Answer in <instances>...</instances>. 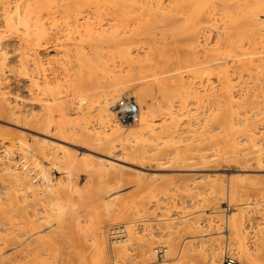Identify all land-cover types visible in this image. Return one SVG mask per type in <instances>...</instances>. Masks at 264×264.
Listing matches in <instances>:
<instances>
[{"label": "rangeland", "instance_id": "374dc122", "mask_svg": "<svg viewBox=\"0 0 264 264\" xmlns=\"http://www.w3.org/2000/svg\"><path fill=\"white\" fill-rule=\"evenodd\" d=\"M1 1L3 0H0V2ZM7 1H11V4L19 2L15 0ZM29 1L30 3L32 1L31 6L35 7V9L37 8L36 10L39 9L37 12L38 15L36 10L32 14L31 18H33L34 22L36 17H38L39 19H37L45 23V26H49L52 23L51 25L53 27L51 26V28L49 26V31L52 34L47 30L49 36L46 35L45 39L42 38L37 40L31 33L32 35H30V37H32L31 40L33 42L30 40V42L28 41L30 38L24 40L21 37V30L18 29L21 25L18 23L9 27L5 25V19H3L4 16H2L3 14L1 13L2 5L0 4V48L1 51L6 54L4 59L5 64L3 65L4 71L0 75L2 79V82L0 81V98H2L3 95V98L6 97V101H9L8 103L11 106L14 104L16 105V109L19 108L17 110L19 112L11 110L12 112L15 111L13 112L14 114L10 113V110L8 113H4L6 111H3L4 114L0 112V159L2 155L5 154L6 156L4 155V159H9L12 163L14 162L15 167H18H16V173H18L17 175L20 177L16 181L14 180L15 178L13 179V176L12 178L11 176H7L11 178L10 180L7 179L6 176H3L4 171H0V187L3 185L1 187L2 189L0 188V211L4 212L0 214V216H4V218L0 217V227L2 228V225L3 228L11 227L14 233L21 232L23 234L25 231H23V229L27 228L26 230H29L32 227L29 226V220L38 219L37 221L40 222V226H34V228L35 230H42L38 235H43L45 243L43 239L41 241L43 243L39 242L42 245L38 244V248L35 247L36 252L34 251V255L31 256V263L28 261V264H96L93 247L91 245V227H89L92 223H88L87 219L90 222L95 221L98 217L104 219L106 235L107 228L111 225L120 223L122 225L124 224L126 227L127 224L125 222L129 220L128 218L114 223H109L106 220L110 209L105 205V200H110V197L116 198L111 207L112 211L124 202L120 199L122 197L124 198V196L127 201L130 200V202H144V210H142L138 216L135 215L132 217L142 243L153 238L152 240L156 241V243L159 244L163 242L162 244H164V235L176 230L177 233L174 231L176 235L175 240L176 242L178 241V245L183 241V243L185 242L190 246L188 249L193 247V249H191L192 251L200 247H206V249H208L210 244L217 245L218 243L220 247L219 251L222 252L221 264L222 258L225 255H232L235 257L237 254L236 250L234 251L235 245L231 244V242L229 245L228 240L233 237V234H230L232 232L229 233L230 230L232 231L230 226L234 223H239L242 227L241 229L245 232V243L251 252L249 259L251 262L248 261L245 264H264V153L258 154L255 151L257 148H261V151L264 152V75H262L264 74V69H262L264 68V35H262V39L260 37L261 32L264 33V31H262L264 28H262V30L259 29V31L255 30L256 32L258 31L256 35V32H253L250 28H246L244 23H241L243 27H245H240L241 31L242 29H249V31H251L248 32L247 30L249 35L243 33H246V31L242 32L246 36L242 34L234 36L231 34L229 35L230 37L227 36L228 40L226 37L224 38L226 39L224 42L226 43L227 41V43L225 44L223 42L224 44L222 43L223 45H221L223 47L218 48L220 45L217 46L215 44L214 47V43L217 41L215 40L217 39L216 27L220 24L223 26L222 21H219V14L216 13L218 21H214V25L217 26H213L212 29H210L212 30L210 33H208V30L204 32L206 34H202L203 30L200 31V29L198 31L199 33H195L199 34V37L196 35V37H188L190 34L186 33L184 35L180 33L181 31L178 29L180 35L176 30L177 28H182L184 23L180 15L179 17L178 14L175 15L173 13V17H170L167 22L155 21L153 24L149 25L150 27L146 25L148 28L145 27V29L144 23L141 20L146 21L147 15L145 16V13L148 9L145 8L146 6L136 4V7L130 6L131 9L130 7L126 8V10H131V12L129 10L126 11L127 13L129 11L130 15L136 10L133 15L137 14V16H135V18L132 17L134 20L128 17L130 19L126 20L128 24L125 22L118 27L125 36L130 34L129 31H134L135 33L138 31V35L136 33V40L130 42L129 45L126 44L128 49L126 48V51L125 49L124 52L122 51L123 53H127V55L125 53L126 58L124 59L120 56L121 51L118 50L119 48L117 45L106 42V39H103L102 42L100 39L95 40H99L98 42L100 43L92 41L98 45L99 49L101 48L99 52H102L100 54L103 56L102 59L107 61L110 65L108 66L109 73H107L108 70L103 73L102 69L99 72L100 69L97 70V68H94L96 74L94 72L93 79L90 81V75H87L89 73V71H87L88 67H78V62H75L77 61L75 58L79 55L78 53L85 54L86 52L85 55L90 56V59L92 53L88 54V52L91 51V45L85 40V42H79V40L76 39L78 38L76 36H79V34L78 32L76 34L75 30L77 31L79 27L76 29L74 26L75 23H72L70 18L66 19L64 12L62 11L63 13H61V10H58L61 8L60 1L47 0L48 8L51 7V10L50 8L47 9V6H44L46 8L43 6L38 7L39 4L42 5L38 0ZM29 1L26 0V2ZM244 1L245 0L241 1L242 4H245ZM249 2H252V0ZM249 2L247 0V4ZM58 4L60 5L58 6ZM108 6L106 5L109 9L103 6L100 7L98 11L95 10V7H89V10L87 9L86 12H90V15L92 13L94 14L92 16V18H94H91L92 21L98 25H104L102 26L103 28H107L111 23L116 22V20H113L114 16L112 15L115 12V10L113 11L112 9H115L116 6ZM137 6L140 9L142 7V10L144 9L145 13H143V15H141L142 11L140 9L139 11ZM110 9L111 12L107 11ZM155 9L156 8H152L151 10ZM42 10L46 11L44 12ZM159 10L160 9H157L155 12L158 11L157 13H161ZM102 12H104V14ZM138 16L141 17L140 20ZM241 18H243V16L240 17L239 21L242 20L243 22ZM69 23L72 24V27L68 26ZM203 24L201 20L202 28H204ZM56 28L57 31H55ZM124 29L125 32H123ZM173 29L177 32L175 30L172 31ZM70 30V35L67 38L68 33H65ZM57 32H59V35H57ZM227 32L230 33L229 31ZM207 33L208 37L205 36ZM250 34L254 36V39L253 37L251 38ZM241 36L245 38L243 37L244 39H241ZM63 37L66 38L67 41ZM192 38L197 39L192 40ZM256 38L257 40L259 38L258 42ZM229 40L231 42H229ZM57 41L59 43H57ZM237 42L238 44H235ZM247 42L249 46H247ZM34 43L38 45H34ZM58 45H61V47ZM65 45H67V47H65ZM245 46L246 48H244ZM68 47L70 48L68 49ZM152 47H154L153 49L155 51L152 50ZM105 51H107V53ZM34 52L36 54H33ZM37 55L39 60L37 59ZM93 56L94 54H92V58H94ZM204 56L208 57L205 58ZM146 58L151 60V63ZM181 58H184L186 62ZM58 59H60L62 63L58 61ZM180 59L181 61L178 62ZM203 59L204 61H202ZM242 59L244 62H242ZM35 61H39V65H36ZM180 62H182V64ZM164 64L167 65L165 66ZM36 67H38V70ZM112 67L113 69H110ZM74 69H76L77 72H75L76 70ZM70 74L74 78L71 79ZM42 76L45 79L48 78L47 81H45ZM77 76L78 78L84 77V79L80 80L87 85L81 88L73 87L75 84L74 79ZM34 80L37 83H34ZM73 80L74 84L72 85ZM164 80L167 81L165 82ZM224 80L226 84L223 82ZM43 82L45 85L50 84V92L46 90H44V92L40 89L43 87L42 85H44ZM221 82L224 83V86ZM210 85H213L211 86L213 87L212 89ZM225 87H228V89L226 90ZM218 90L222 91L218 92ZM101 92H114L115 102H119L120 99L126 100L128 98L136 102L138 99V103L142 102L143 104L144 102V105L148 106H146V108H149L146 110V120L139 122L140 117L135 118L134 122L129 125L131 130L134 132L136 131L137 134H141L140 137L142 138L140 140L134 139V133L130 130L131 133L128 134L126 140L115 141V147L112 149L110 147L103 149L102 142L96 141V143L93 138L92 141L94 140L93 142L95 143H92V141H85V137L79 132L81 131L79 130L80 127H83V129L85 128L84 130L90 133L101 132L102 136L108 133L110 129L108 124H104L100 121L98 115V96H96V94ZM166 97H169V100ZM228 97L232 100H229L230 98ZM62 107L64 108V114L60 115ZM166 107L167 110H164ZM220 108L223 110L227 108L229 111L227 114L231 111L233 114L232 118L235 120L232 121V123L234 122V127L237 129H235V132L232 130L234 133L231 131L233 133L232 136L231 132H228L230 134L229 136L227 135L229 138L226 136L228 139L225 137L226 134L223 135V133H220L223 126L218 123H213L212 120L206 123L207 117L211 115L214 117L217 112L220 113L223 111L221 109L219 112ZM170 111H174V118L177 124L176 131H174L172 137L167 136V134L170 133H168V129H165V125L169 124L167 125L169 127L171 123L172 117H170ZM231 113L230 115H232ZM117 120L120 124H127L128 120L130 121V117L128 116L125 123L119 121L118 117ZM164 126L165 128L162 129L161 127ZM124 127L126 126L124 125ZM152 127L153 129H151ZM5 131L8 132L6 133ZM168 140L169 144L167 142ZM131 151L142 153V157L139 159L132 158L129 154ZM117 153L121 154L122 157L118 156ZM107 154L117 156L121 159L126 158L120 161L122 165H124L121 172L119 170L110 169V176V172L107 170L108 172L106 173V168L104 169L103 165L100 164L102 167L100 165L98 166V161L101 160V157H107L105 156ZM51 155H53V157L55 156V158ZM72 164L75 165L71 166ZM70 166L72 168H69ZM125 167L127 169H125ZM136 170L139 171L137 172ZM113 173H115V177ZM116 174L118 176H116ZM119 174H121V176ZM5 180L9 182L7 183ZM57 180L64 186L68 184V186H65L66 188L62 185L66 190V192L62 190L63 193L65 192L64 194L61 191V186H59V188L57 187L59 185H56L58 182ZM13 181L16 182L17 188L11 192L10 188H12V186H10V184ZM53 185L55 187L54 189L52 187ZM209 186L214 187L210 188ZM67 187L71 189L69 190ZM95 187H97V189ZM232 187H234V189ZM56 188L61 192L59 193L60 196L57 194L59 191L57 192ZM100 188H102V190ZM32 189H36L37 193L35 192L33 194L34 191ZM94 190L96 192L100 190L101 192L99 191L94 194ZM70 191L71 193L73 192L74 195L71 194ZM90 193L91 195H89ZM79 195H82V197ZM56 196H58L57 199L62 197V204L65 201L63 206L67 213L63 216V220L65 221L64 226L62 224H56L55 219L52 220L49 218V221H46L44 218H40L41 216H46L47 208L50 206L54 208ZM66 196L69 201L66 200ZM12 200L13 202L15 201L14 203H17V205L11 208L10 206L14 204L11 203ZM10 203L12 205H10ZM19 203L21 204L19 205ZM16 207H20L22 210ZM3 209L5 210L3 211ZM45 209H47L46 212L44 211ZM89 217L91 219H89ZM5 218L6 220H4ZM227 218L229 219L227 220ZM41 219H43L42 222ZM231 221L235 222L228 224V222ZM76 222L79 223L82 229L78 230L79 227L75 225ZM19 224H21V226H18ZM26 224H29V227ZM184 225H187L186 228ZM194 226L197 228L196 230ZM83 228L87 230L86 233H82ZM231 228H233V226ZM226 233L230 235L228 238L225 236ZM226 243L229 245V253L228 251L226 253L224 252ZM106 244L108 245L107 241ZM137 245L138 244L132 245V248L129 247L124 257H116L115 260L108 259V264H113L112 261H114V264H142V256L140 253L142 252V248L138 245L139 250ZM10 248L11 246H8L5 251L11 253ZM156 252H154V258L149 264H165L166 253L164 252L163 259L159 260ZM184 259L175 264H193L188 258ZM195 262L194 264H198L197 261ZM236 264H244V262L237 260Z\"/></svg>", "mask_w": 264, "mask_h": 264}, {"label": "bare ground", "instance_id": "6f19581e", "mask_svg": "<svg viewBox=\"0 0 264 264\" xmlns=\"http://www.w3.org/2000/svg\"><path fill=\"white\" fill-rule=\"evenodd\" d=\"M15 1H19L18 3L16 2V3H14V1H13V3L14 4H11L9 1H1L0 2V4L2 5L1 6V10H2V16H4V18L3 19H5L4 20V22L6 23L5 25H7L8 27L9 26H11V25H14V24H16V23H18L19 25H21V27L20 28H18V29H20L21 30V32H22V35H21V37L25 40L26 38L28 39V38H30V39H28V41L30 40V41H32L31 40V38L32 37H30V35H32L33 34V36L34 37H36V39L37 40H39V39H42V38H46V35H48L49 36V34H47V30L49 31V28L52 26L51 24L49 25V26H45L46 24L45 23H42V22H40L38 19V17H36V19H35V22H34V20H33V18H31L32 17V14L34 13V11L37 9H35V7H33V6H31V3H32V1H31V3H30V1L29 2H26V0H15ZM35 1H37V0H35ZM38 1H40L41 2V4L42 5H40L39 4V6L38 7H40V6H47V9H49L50 8V10H51V7H49L48 8V5H47V0H38ZM60 1V4H58V6L60 5V7L62 8H60V9H58V10H61V13H63L64 12V16H66V19L67 18H70L71 20L70 21H72V23H75L74 24V26H75V28L76 29H78V27H79V29L76 31L75 29V32H76V34H77V32H78V34H79V36L77 35L76 37H78V38H76V39H78L79 40V42H85V41H87V43L89 42V45H91L90 46V49H91V51L90 52H88V54H94V58H92V54H91V60L89 59V57L90 56H87V55H85L86 54V52H85V54L83 55V54H80V53H78L79 55H77L76 56V60L77 61H75V62H78V67H83L84 68V66L85 67H88L87 69V71H89V73L87 74V75H90V81L93 79V75H94V72H95V70H94V68H97V70L98 69H100L99 70V72L101 71V69H102V72L104 73V71L105 72H107V70H108V72L107 73H109V63H107V61H105V60H103L102 58H103V56H101L100 54L102 53H100L99 52V50L101 49H99L98 48V45H96V43L99 41H95V40H97V39H100L101 40V42H102V40L103 39H106L105 41L106 42H110V43H113V44H115V45H117V47L119 48L118 50H120L121 52H120V56H122L124 59L126 58V56H125V53H123L124 52V49H125V51L128 49V47H127V45L126 44H130V42H132V41H134V40H136V37H137V35H138V31L136 32L137 33V35H136V33L133 31V32H131V31H129L130 32V34L129 35H126L125 36V34L123 35V33L121 32V30H119L118 29V27L119 26H121L123 23H125L126 22V20L128 19V20H130L129 18H135V16H137V14H135V15H133V13H135L136 12V10H135V12H132V15H130L129 14V11L131 12V10H129V9H127V10H129L128 11V13L126 12L127 10H126V8L128 7H130V6H135L136 4L137 5H142V6H146L145 8H147L148 9V11L146 10V13L144 12V9L142 10V7H141V9L140 8H138V6H137V9L139 10H141L142 11V13H141V15H143V13H145V16L147 15V18H146V21H143V20H141L144 24V28L146 27V28H148V26L150 25V24H153L155 21H162V22H167L168 21V19L170 18V17H173L172 15L173 14H178V16L180 15L181 16V18H182V20H183V23H184V26L182 27V28H177L176 30L178 31V33H179V30L181 31L180 33H183L184 35L186 34V33H188V34H190V36H188V37H192V36H198L199 34H195L196 32H198L200 29V31H202L203 30V33L202 34H206V33H204V32H206V31H208L209 30V32L208 33H210V31H212V30H210V29H212V27L213 26H217V25H214V21L215 20H217V18L218 17H216V13L217 14H219L218 16H219V21L221 20L222 21V24H223V26L220 24V25H218V27H216V35H217V39H215V40H217V41H215V43H214V47H215V44L217 45V46H219L218 48H220V47H223V46H221V45H223L225 42V40L227 39L228 40V37L227 36H229V35H234V36H239L240 34H242V35H244V34H248L249 35V33L248 32H251V31H249V29H247L248 30V32H247V30L245 29H242V31H241V29H240V27H242V28H250V30H253V32H256L255 30H258L259 31V29H261L262 30V28H264V0H252V2H249V1H251V0H248V4H247V0H245L244 2H245V4L243 3L242 4V0H59ZM22 3V4H21ZM34 3V2H33ZM39 3V2H38ZM37 3V4H38ZM56 5V4H55ZM106 5L108 6V5H111V6H116V8L114 9H112L113 11L115 10V12L111 15L112 17H113V20H116V22H114V23H111V25H109V27H107V25H106V27L107 28H103L102 26H104V25H98L97 23H95L94 21H92V19L94 18H92V16L94 15L93 13L90 15V12L88 13V12H86L87 11V9L89 8V7H91V8H93V7H95V10H99V8L100 7H103V6H105L106 7ZM43 7H42V9H43ZM109 7V6H108ZM118 7V8H117ZM136 7V6H135ZM44 8H46V7H44ZM107 8V7H106ZM112 8V7H111ZM152 8H156L155 10H151ZM54 9V8H53ZM102 9V8H101ZM107 9H109V8H107ZM130 9H131V7H130ZM157 9H160L159 11L161 12V13H157V12H155ZM39 10V9H38ZM38 10H36V13L38 12ZM49 10V11H50ZM57 10V11H58ZM89 10V9H88ZM117 10V11H116ZM132 10H133V8H132ZM139 10V11H140ZM42 11H44V10H42ZM46 11V10H45ZM44 11V12H45ZM48 11V10H47ZM56 11V10H55ZM63 11V12H62ZM107 11H110L111 12V9L110 10H107ZM134 11V10H133ZM138 12V11H137ZM103 14H104V12H102ZM102 13H101V15H102ZM107 13H109V12H107ZM106 13V14H107ZM173 13V14H172ZM110 14V13H109ZM215 14V15H214ZM37 15H38V13H37ZM41 15V14H40ZM56 15V14H55ZM59 15V14H58ZM240 15H242L243 16V18H241V19H243V22H242V20L241 21H239L240 20V17H242V16H240ZM49 16V15H48ZM95 16H97V15H95ZM100 16V15H99ZM98 16V17H99ZM106 16V15H105ZM109 16V15H108ZM144 16V17H145ZM179 16V17H180ZM129 17V18H128ZM139 17V16H138ZM143 17V16H142ZM177 17V16H176ZM38 18V19H37ZM92 18V19H91ZM102 18V17H101ZM111 18V17H110ZM132 18V19H133ZM140 18L141 17H139V20H140ZM175 18V17H174ZM180 18V19H181ZM201 18V19H200ZM203 18V19H202ZM32 19V20H31ZM52 19V18H51ZM59 19V18H58ZM31 20V21H30ZM48 20V19H47ZM50 20V19H49ZM54 20V19H53ZM81 20V21H80ZM98 20V19H97ZM99 20H100V18H99ZM98 20V21H99ZM134 20V19H133ZM201 20L203 21V27L204 28H202L201 27ZM3 21V20H2ZM33 21V22H32ZM63 21V20H62ZM67 21H69V20H67ZM69 21V22H70ZM174 21V20H173ZM218 21V20H217ZM220 21V22H221ZM46 22V21H45ZM50 22H52V21H50ZM49 22V23H50ZM65 22V21H64ZM129 22V21H128ZM141 22V23H142ZM161 22V23H162ZM127 23V22H126ZM136 23V22H135ZM182 23V22H181ZM182 23V24H183ZM241 23H244V25H245V27H243V25L241 24ZM45 24V25H44ZM65 24V23H64ZM128 24V23H127ZM241 24V25H240ZM53 25H54V22H53ZM57 25H59V24H57ZM68 25V24H67ZM72 24H70L69 23V25L68 26H71ZM140 25H142V24H140ZM146 25H148V26H146ZM186 25H187V27H186ZM60 26V25H59ZM152 26V25H151ZM53 27V26H52ZM51 27V28H52ZM57 27V26H56ZM63 27V26H62ZM72 27V26H71ZM150 27V26H149ZM226 27H227V30H226ZM63 28H65V27H63ZM69 28V27H68ZM145 28V29H146ZM173 28V27H172ZM61 29V28H60ZM67 29V28H66ZM171 29V28H170ZM179 29V30H178ZM53 30V29H52ZM63 30V29H62ZM73 30V29H72ZM175 29H173L172 31H174ZM175 30V31H176ZM233 30V31H232ZM3 31V30H2ZM54 31V30H53ZM55 31H57V28H56V30ZM66 31V30H65ZM176 31V32H177ZM227 31H229L230 33H228ZM243 31H246V33L245 32H243ZM258 31L256 32V35H257V33H258ZM262 31H264V30H262ZM0 32H1V30H0ZM50 32V31H49ZM48 32V33H49ZM60 32V31H59ZM59 32H57L58 34L57 35H59ZM71 32V30L70 31H68V32H66L65 34H67V38H68V36L70 35L69 33ZM123 32H125V29L123 30ZM127 32V31H126ZM175 32V33H176ZM244 34H243V33ZM32 33V34H31ZM51 33V32H50ZM56 33V32H55ZM149 33V32H148ZM179 33V34H180ZM199 33V32H198ZM201 33V32H200ZM208 33H207V35H205V36H207L208 37ZM52 34V33H51ZM62 34H64V33H62ZM74 34V33H73ZM151 34V33H150ZM150 34H148V35H150ZM251 34H255V33H251ZM250 34V36H251V38L253 37V39H254V36H252ZM260 34V33H259ZM258 34V35H259ZM56 35V34H55ZM57 35H56V37H57ZM151 35H153V34H151ZM181 35V34H180ZM179 35V36H180ZM183 35V36H184ZM262 35H264V33H262L261 32V35H260V37H261V39H262ZM65 36V35H64ZM172 36V35H171ZM177 36V35H176ZM178 36V37H179ZM195 36V37H196ZM244 36H246V35H244ZM243 36V37H244ZM51 37V36H50ZM75 37V36H74ZM152 37V36H151ZM182 37V36H181ZM187 37V38H188ZM199 37V36H198ZM207 37H206V39H207ZM226 37V39H224ZM230 37V36H229ZM242 36H241V39L243 38ZM49 38V37H48ZM53 38L55 39V36L53 35ZM64 38V37H63ZM62 38V39H63ZM245 38V37H244ZM243 38V39H244ZM26 39V40H27ZM64 39H66V38H64ZM70 39V38H69ZM75 39V38H74ZM194 39H197V38H192V40H194ZM205 39V38H204ZM249 39V38H248ZM49 40H50V38H49ZM73 40V39H72ZM85 40V41H84ZM174 40V39H173ZM175 40H176V38H175ZM246 40V39H245ZM256 40H257V38H256ZM258 40H259V38H258ZM258 40H257V42H258ZM21 41H22V39H21ZM27 41V42H28ZM29 41V42H30ZM56 41V40H55ZM54 41V42H55ZM60 41V40H59ZM66 41H67V39H66ZM92 41H94V42H96V43H94V42H92ZM181 41V40H180ZM206 41H208V40H206ZM234 41V40H233ZM250 41V40H249ZM33 42V41H32ZM38 42V41H37ZM43 42V41H42ZM61 42H62V40H61ZM61 42H60V44H61ZM90 42H92V43H90ZM189 42H190V40H189ZM224 42V43H223ZM229 42H231L230 40H229ZM239 42H240V40H239ZM241 42H242V40H241ZM253 42V41H252ZM256 42V41H255ZM256 42V43H257ZM57 43H59L58 41H57ZM56 43V44H57ZM63 43V42H62ZM94 43V44H93ZM98 43H100V42H98ZM178 43V42H177ZM223 43V44H222ZM226 43H227V41H226ZM225 43V44H226ZM248 43V42H247ZM261 43H262V41H261ZM37 43H34V45H36ZM45 44V43H44ZM64 44V43H63ZM80 44H82V43H80ZM93 44V45H92ZM140 44V43H139ZM174 44V43H173ZM231 44V43H230ZM235 44H238V42L237 43H235ZM243 44V43H242ZM38 45V44H37ZM54 45V44H53ZM62 45V44H61ZM61 45H58L59 47H61ZM73 45V44H72ZM71 45V46H72ZM133 45H136V44H133ZM161 45V44H160ZM193 45V44H192ZM234 45V44H233ZM239 45H240V43H239ZM54 46H56V45H54ZM70 46V47H71ZM228 46H229V44H228ZM244 46V45H243ZM247 46H249V43H248V45ZM63 47V46H62ZM65 47H67V45H65ZM70 47H68V49L70 48ZM161 47V46H160ZM193 47V46H192ZM224 47H225V45H224ZM227 47V46H226ZM231 47V46H230ZM230 47H228V48H230ZM235 47V46H234ZM253 47V46H252ZM2 48H4V47H2ZM77 48V47H76ZM80 48H81V46H80ZM86 48V47H85ZM127 48V49H126ZM129 48H130V46H129ZM154 47H152V50H154L153 49ZM211 48V47H210ZM218 48H217V50H218ZM227 48V49H228ZM233 48V47H232ZM244 48H246V46L244 47ZM66 49V48H65ZM79 49V48H78ZM82 49V48H81ZM81 49H80V52H81ZM89 49V48H88ZM159 49V48H158ZM174 49V48H173ZM212 49V48H211ZM222 49V48H221ZM225 49V48H224ZM248 49V48H247ZM246 49V50H247ZM252 49H254V48H252ZM251 49V50H252ZM86 50V49H85ZM84 50V51H85ZM108 50V49H107ZM110 50V49H109ZM172 50V49H171ZM209 50V49H208ZM226 50V49H225ZM243 50H245V49H243ZM255 50V49H254ZM253 50V51H254ZM123 51V52H122ZM155 51V50H154ZM173 51V50H172ZM215 51V50H214ZM248 51V50H247ZM252 51V52H253ZM69 52H70V50H69ZM74 52V51H73ZM106 53H107V51H105ZM111 52V51H110ZM221 52V51H220ZM243 52V51H242ZM249 52V51H248ZM60 53V52H59ZM76 53V52H75ZM99 53V54H98ZM152 53H153V51H152ZM156 53V52H155ZM163 53V52H162ZM33 54H36L35 52L33 53ZM63 54V53H62ZM65 54V53H64ZM147 54V53H146ZM176 54H177V52H176ZM195 54V53H194ZM225 54V53H224ZM242 54V53H241ZM249 54V53H248ZM251 54V53H250ZM68 55V54H67ZM71 55V54H70ZM74 55V54H73ZM126 55H127V53H126ZM157 55H158V53H157ZM167 55V54H166ZM181 55V54H180ZM216 55H217V53H216ZM222 55H223V53H222ZM247 55V54H246ZM5 56H6V54L4 53V52H2L1 51V48H0V75L2 74V72L4 71L3 69V65L5 64V62H4V59H5ZM36 56V55H35ZM34 56V57H35ZM63 56V55H62ZM75 56V55H74ZM131 56V55H130ZM161 56V55H160ZM165 56V55H164ZM169 56V55H168ZM167 56V57H168ZM261 56V55H260ZM68 57V56H67ZM128 57H129V55H128ZM170 57V56H169ZM168 57V58H169ZM182 57V56H181ZM205 58H207L206 56H204ZM210 57H212V56H210ZM53 58V57H52ZM55 58H57V57H55ZM64 58H65V56H64ZM105 58V57H104ZM112 58V57H111ZM153 58V57H152ZM151 58V59H152ZM158 58V57H157ZM167 58V59H168ZM174 58H175V56H174ZM190 58V57H189ZM204 58V59H205ZM214 58V57H213ZM236 58V57H235ZM259 58V57H258ZM37 59L39 60V58H38V55H37ZM54 59V58H53ZM66 59V58H65ZM71 59V58H70ZM143 59V58H142ZM146 59H148V58H146ZM182 59V58H181ZM181 59L180 60H178V62L179 61H181ZM192 59V58H191ZM199 59V58H198ZM201 59V58H200ZM204 59L202 60V61H204ZM260 59V58H259ZM261 59H262V56H261ZM49 60H50V58H49ZM48 60V61H49ZM64 60V59H63ZM87 60H89V61H86ZM141 60V59H140ZM139 60V61H140ZM149 60V59H148ZM148 60H147V62H148ZM154 60V59H153ZM169 60H170V58H169ZM183 61H184V58L182 59ZM195 60V59H194ZM207 60V59H206ZM243 60V59H242ZM250 60H251V58H250ZM34 61V60H33ZM37 61V60H36ZM35 61V62H36ZM41 61V60H40ZM55 61V60H54ZM58 61H60V59H58ZM67 61V60H66ZM70 61V60H69ZM74 61V60H73ZM122 61V60H121ZM130 61V60H129ZM136 61H137V59H136ZM144 61V60H143ZM151 60H149V62H150ZM168 61V60H167ZM182 61V62H183ZM246 61H247V58H246ZM262 61V60H261ZM39 62V61H38ZM38 62H36L35 64L36 65H39V63ZM51 62H52V60H51ZM61 62V61H60ZM64 62H65V60H64ZM182 62H180L181 64H182ZM184 62H186V60L184 61ZM192 62H193V60H192ZM195 62V61H194ZM221 62H222V60H221ZM220 62V63H221ZM242 62H244V60L242 61ZM59 63V62H58ZM62 63V62H61ZM107 63V64H106ZM151 63V62H150ZM170 63V62H169ZM190 63V62H189ZM250 63V62H249ZM145 64V63H144ZM174 64V63H173ZM187 64V63H186ZM225 64V63H224ZM41 65V64H40ZM62 65V64H61ZM60 65V66H61ZM66 65V64H65ZM72 65H73V63H72ZM77 65V64H76ZM83 65V66H82ZM153 65V64H152ZM157 65V64H156ZM156 65H154V66H156ZM165 65V64H164ZM167 65V64H166ZM165 65V66H166ZM188 65V64H187ZM112 66V65H111ZM114 66V65H113ZM153 66V67H154ZM218 66V65H217ZM224 66V65H223ZM226 66V65H225ZM66 67V66H65ZM69 67V66H68ZM72 67V66H71ZM153 67H152V69H153ZM171 67H172V65H171ZM209 67V66H208ZM252 67V66H251ZM37 68V70H38V67H36ZM63 68H64V66H63ZM144 68V67H143ZM164 68V67H163ZM169 68V67H168ZM207 68V67H206ZM223 68V67H222ZM227 68V67H226ZM257 68V67H256ZM255 68V69H256ZM110 69H113V67L112 68H110ZM157 69H158V67H157ZM159 69H160V67H159ZM162 69V68H161ZM209 69V68H208ZM252 69V68H251ZM259 69V68H258ZM257 69V70H258ZM262 69H264V68H262ZM74 70H76V69H74ZM83 70V69H82ZM81 70V71H82ZM84 71H85V69H84ZM145 71H146V69H145ZM148 71V70H147ZM224 71V70H223ZM75 72H77V70L75 71ZM192 72H194V71H192ZM191 72V73H192ZM220 72V71H219ZM231 72V71H230ZM39 73V72H38ZM72 73H74V72H72ZM79 73V72H78ZM81 73V72H80ZM87 73V72H86ZM197 73V72H196ZM210 73H211V71H210ZM221 73V72H220ZM225 73V72H224ZM229 73V72H228ZM256 73V72H255ZM82 74V73H81ZM95 74H96V72H95ZM98 74V73H97ZM178 74V73H177ZM215 74V73H214ZM39 75V74H38ZM92 75V76H91ZM108 75V74H107ZM226 75V74H225ZM255 75V74H254ZM262 75H264V74H262ZM70 76H71V79L72 78H74V77H72V75L70 74ZM84 76V75H83ZM36 77V76H35ZM38 77V76H37ZM43 77V76H42ZM89 77V76H88ZM231 77V76H230ZM261 77V76H260ZM44 78V77H43ZM77 78V79H76ZM178 78H179V76H178ZM235 78V77H234ZM241 78V77H240ZM37 79V78H36ZM45 79V78H44ZM48 79V78H47ZM47 79H45V81H47ZM80 79H84V77L82 78H78V76L77 77H75V84L73 83L74 82V80L72 81V85H73V87H77V88H81V87H84L85 85H87L85 82H83L82 80H80ZM162 79V78H161ZM260 79V78H259ZM43 80V79H42ZM76 80H77V82H76ZM80 80V81H79ZM160 80V79H159ZM174 80V79H173ZM178 80V79H177ZM254 80H255V78H254ZM0 81L2 82V79H1V76H0ZM165 81V80H164ZM167 81V80H166ZM165 81V82H166ZM230 81V80H229ZM49 82V81H48ZM80 82V83H79ZM87 82L89 83V80L87 79ZM224 83H225V80L223 81ZM223 82H221V83H223ZM228 82V81H227ZM252 82V81H251ZM34 83H37L35 80H34ZM47 83V82H46ZM50 83V82H49ZM48 83V84H49ZM91 83V82H90ZM161 83V82H160ZM180 83V82H179ZM224 83L222 84L223 86H224ZM43 84L44 85H42L43 87H41L40 89L41 90H46L47 92H50L51 91V87H49V85H45V83L43 82ZM71 84V83H70ZM78 84V85H77ZM81 84V85H80ZM92 84V83H91ZM158 84V83H157ZM162 84V83H161ZM167 84V83H166ZM226 84V83H225ZM227 84H229V83H227ZM179 85V84H178ZM186 85V84H185ZM184 85V86H185ZM71 86V85H70ZM157 86H160V85H157ZM167 86V85H166ZM175 86H177V85H175ZM206 86V85H205ZM211 86H213V85H210V87ZM225 86H227V85H225ZM208 87V86H207ZM228 87H230V86H228ZM228 87H225L226 88V90L228 89ZM251 87H252V85H251ZM150 88V87H149ZM188 88V87H187ZM213 87H211V89H212ZM147 89V88H146ZM170 89V88H169ZM174 89V88H173ZM206 89V88H205ZM149 90V89H148ZM177 90V89H176ZM182 90V89H181ZM185 90V89H184ZM109 91V90H108ZM112 91H114V90H112ZM145 91V90H144ZM165 91V90H164ZM220 91H222V90H220ZM219 90H218V92H220ZM223 91H225V90H223ZM231 91V90H230ZM45 92V91H44ZM175 92H177V91H175ZM217 92V91H216ZM171 93V92H170ZM178 93H179V91H178ZM194 93H196V92H194ZM203 93H204V91H203ZM224 93H227V92H224ZM143 94V93H142ZM174 94V93H173ZM175 94H177V93H175ZM150 95H151V93H150ZM96 96H98V115H99V119H100V121H102V123H104V124H108V126H110L109 128V131H108V133H106V134H104L103 136L101 135V132H92V133H90V132H86L84 129H83V127H80V129L79 130H81V131H79L80 133H81V135L83 136V137H85V141H87V142H89V141H92V138L95 140V142L96 141H99L100 143L102 142V146H103V149H106V148H114L115 147V141H118V140H122L123 141V139L124 140H126V138L128 137V134L129 133H131L130 132V126L129 125H131L133 122H134V119L135 118H139L140 117V120L139 119H136V120H139V122H141V121H144V120H146V118H145V116H146V110L147 109H149V108H146V106L144 105V102H143V104H142V102H140V103H138V99H137V101L136 102H134L133 100H129V98L128 99H124V103L123 102H121L122 103V105H120V102H115V94H114V92L112 93V92H101V93H97L96 94ZM176 96V95H175ZM180 96V95H179ZM211 96V95H210ZM209 96V97H210ZM226 96V95H225ZM245 96V95H244ZM117 97V96H116ZM153 97V96H152ZM157 97V96H156ZM196 97V96H195ZM195 97H193V98H195ZM213 97V96H212ZM242 97V96H241ZM247 97V96H246ZM6 97H4L3 98V95H2V98H0V112L1 113H3V111H6V112H4V113H8V111L10 110H18V109H16V105H10L7 101H6V99H5ZM131 98V97H130ZM140 98H142V97H140ZM167 98V97H166ZM171 98H172V96H171ZM179 98V97H178ZM226 98V97H225ZM228 98H230V97H228ZM227 98V99H228ZM243 98V97H242ZM250 98V97H249ZM9 99V98H8ZM118 99V98H117ZM154 99V98H153ZM168 100H169V97L167 98ZM181 99V98H180ZM183 99V98H182ZM237 99V98H236ZM236 99H234V100H236ZM252 99V98H251ZM46 100H51V99H46ZM229 100H232L231 98L229 99ZM115 102V103H114ZM166 102V101H165ZM169 102V101H168ZM230 102V101H229ZM243 102H244V99H243ZM246 102H247V100H246ZM249 102H251V101H249ZM157 103V102H156ZM163 103H164V101H163ZM231 103V102H230ZM234 103V102H233ZM238 103V102H237ZM158 104V103H157ZM156 104V105H157ZM124 105L126 106V108L128 109V111H129V117H130V121L128 120V122H127V124H120V122H118V120H117V112L119 111H125L123 108H124ZM159 105H160V103H159ZM212 105V104H211ZM244 105V104H243ZM252 105H254V104H252ZM97 106V105H96ZM161 106V105H160ZM246 106H249V105H246ZM148 107V106H147ZM168 107V106H167ZM167 107H166V109H164V110H167ZM218 107H220V106H218ZM226 107V106H225ZM241 107V106H240ZM120 108V109H119ZM118 109V110H117ZM158 109H159V107H158ZM215 109V108H214ZM219 109V108H218ZM221 109L222 108H220V110H219V112L221 111ZM231 109V108H230ZM236 109V108H235ZM116 110H117V112H116ZM161 110H162V108H161ZM223 110V109H222ZM227 110V111H226ZM9 111V112H10ZM23 111V110H22ZM21 111V112H22ZM215 111V110H214ZM216 111H218V110H216ZM13 112H15V111H13ZM12 111L10 112V113H13ZM17 112H19V111H17ZM229 111H228V109L226 108L225 110H223L222 112H220V113H218L217 112V114L216 115H214V117H212V115L210 116V117H207L206 118V123L207 122H209L210 120H212V122L213 123H218V124H220L221 126H223V128H222V131H220V133L222 134L223 133V135H225V137L228 135H230L229 133L233 130L234 132H235V129H237L236 127H234L235 126V124H234V122L232 123V121H235V120H233V118H232V116H233V114L231 113V111H230V113L232 114V115H230V113L229 114H227ZM233 112V111H232ZM3 113V114H4ZM14 114V113H13ZM64 114V108L62 107V111L60 112V115H63ZM170 117H172L171 118V123H170V126L168 127L167 125H169V124H167V125H165L166 126V128H165V126L164 127H161L162 129L163 128H165V129H168V133H170V134H167V136H171L172 137V135H174V131H176V121H175V115H174V111H170ZM212 114H213V112H212ZM227 116V117H226ZM228 116H230V117H228ZM238 116V115H237ZM6 117V116H5ZM211 118V119H210ZM232 118V119H231ZM236 118V117H235ZM83 119H84V117H83ZM82 119V120H83ZM97 119H98V117H97ZM98 119V120H99ZM99 122V121H98ZM136 122V121H135ZM211 122V121H210ZM135 124V123H134ZM172 124V125H171ZM84 125V124H83ZM124 125L126 126V127H124ZM84 127H85V125H84ZM241 128V127H240ZM133 129V128H132ZM151 129H153V127L151 128ZM150 129V130H151ZM161 130V129H160ZM247 130V129H246ZM131 131H133V130H131ZM156 131V130H155ZM166 131V130H165ZM165 131H163V132H165ZM230 131V132H229ZM232 131V132H233ZM6 133L8 132V131H5ZM138 132V131H137ZM151 132V131H150ZM161 132V131H160ZM229 132V133H228ZM231 132V136H232V134L234 133H232ZM132 133H134L133 135H134V139H141L142 137H140V135L141 134H137L136 133V131L134 132H132ZM166 133V132H165ZM245 133V132H244ZM91 134V135H90ZM154 134V133H153ZM221 134H219V135H221ZM250 134V133H249ZM11 135H12V133H11ZM131 135V134H130ZM132 135V136H133ZM131 136V137H132ZM227 136V137H228ZM230 136V137H231ZM152 137V136H151ZM170 137V138H171ZM226 137V138H227ZM21 138H22V136H21ZM86 138H87V140H86ZM130 138V137H129ZM224 138V137H223ZM229 138V137H228ZM227 138V139H228ZM25 139V138H24ZM23 139V140H24ZM88 139H90V140H88ZM225 139V138H224ZM235 139V138H234ZM252 139V138H251ZM93 140V141H94ZM253 140V139H252ZM42 141V140H41ZM92 141V143H95V142H93ZM230 141H232V140H230ZM45 142H47V141H45ZM168 142V144H169V140L167 141ZM227 142V141H226ZM234 142V141H233ZM232 142V143H233ZM97 143V142H96ZM50 144V143H49ZM48 144V145H49ZM58 144V143H57ZM91 144V143H90ZM230 144V143H229ZM234 144H236V143H234ZM254 144V143H253ZM60 145V144H59ZM85 145V144H84ZM231 145V144H230ZM229 145V146H230ZM256 145V144H255ZM43 146V145H42ZM45 146V145H44ZM82 146V145H81ZM236 146V145H235ZM91 147V146H90ZM258 147V146H257ZM42 148V147H41ZM44 148V147H43ZM86 148V147H85ZM252 148V147H251ZM250 148V149H251ZM255 148H256V146H255ZM255 148H254V150H255ZM44 150H46V149H44ZM48 150V149H47ZM52 150V149H51ZM61 150H62V148H61ZM56 151V150H55ZM253 151V150H252ZM258 154H261V153H264V152H262L261 151V148L259 149V148H257V150H255ZM255 151H253V152H255ZM51 152V151H50ZM52 152H53V150H52ZM78 152V151H77ZM82 152V151H81ZM98 152V151H97ZM247 152H251V151H247ZM255 152V153H256ZM111 153V152H110ZM254 153V154H255ZM256 153V154H257ZM61 154V153H60ZM129 154L131 155V157L132 158H134V159H139V158H141L142 157V153H140V152H138V151H131V152H129ZM128 154V155H129ZM257 154V155H258ZM5 155V154H4ZM4 155H2V158L0 159V171L1 172H3L4 171V173H3V176H11V178H12V176H13V179L14 180H18L20 177H18V173H16L17 171H16V167H15V163L13 162H10L9 161V159L8 160H6V159H4L5 158V156ZM117 155L118 156H121V154H118L117 153ZM256 155V156H257ZM52 157H53V155H51ZM63 156V155H62ZM101 156V155H100ZM105 156H107V157H105V158H102L101 157V160H99L98 162H99V164H98V166L101 164V165H103V168L105 169V172L107 173L108 171L110 172V169H113V170H119L120 172H121V170H123V168L122 167H124V165H122V163L120 162V161H122V159H126V158H119V157H117V156H112V155H109V154H107V155H105ZM79 157V156H78ZM122 157V156H121ZM7 158V157H6ZM9 158V157H8ZM53 158H55V156L53 157ZM259 159V158H258ZM93 160V159H92ZM124 161H126V160H124ZM69 162V161H68ZM78 162V161H77ZM82 162V161H81ZM88 162V161H87ZM91 162H93V161H91ZM70 163V162H69ZM72 163H73V161H72ZM18 164V163H17ZM87 164V163H86ZM75 164H72L71 166H74ZM97 165V164H96ZM100 165V166H101ZM69 167V168H72V167ZM102 167V166H101ZM127 167V166H126ZM125 167V169H127ZM18 168V167H17ZM102 168V169H103ZM100 169V168H99ZM108 170V171H107ZM22 171V170H21ZM98 171V170H97ZM104 171V170H103ZM137 171V170H136ZM135 171V172H136ZM139 171V170H138ZM137 171V172H138ZM118 172V171H117ZM145 173V172H144ZM144 173H143V175H144ZM47 174V173H46ZM104 174V173H103ZM109 174V173H108ZM108 174H106V175H108ZM118 174V173H117ZM116 174V176H118ZM131 174V173H130ZM138 174V173H137ZM141 174V173H140ZM16 175V176H15ZM110 176H111V172H110V174H109ZM113 175H114V177H115V173H113ZM120 176H121V174H119ZM127 175V174H126ZM142 175V174H141ZM15 176V177H14ZM21 176V175H20ZM101 176V175H100ZM119 176V177H120ZM134 176V175H133ZM5 177V178H6ZM7 177V179H10L11 180V178H8ZM124 177V176H123ZM23 178V177H22ZM22 178H21V180H22ZM60 179V178H59ZM5 181H7V180H5ZM58 181V180H57ZM9 181H7V183H8ZM19 182V181H18ZM17 182V183H18ZM70 182V181H69ZM11 183V182H10ZM67 183V182H66ZM20 184V183H19ZM36 184V183H35ZM51 184V183H50ZM59 184V185H58ZM70 184H72V183H70ZM69 184V185H70ZM54 185H55V183H54ZM54 185L52 186L53 187V189L56 187V185H58L57 187L59 188V186H61V191L63 190H65L64 188H63V184H61L59 181L56 183V185H55V187H54ZM63 185V186H62ZM3 186V185H2ZM1 186V187H2ZM10 186H12V188H10L11 189V192H12V190H16V188H17V184H16V182H12L11 184H10ZM65 186H68V184L67 185H65ZM64 186V187H65ZM96 186V185H95ZM0 187V188H1ZM33 187H36V186H33ZM71 187V186H70ZM92 187V186H91ZM210 187V186H209ZM212 187H214V186H212ZM212 187H210V188H212ZM229 187V186H228ZM4 188V187H3ZM58 188H56V191L58 192L59 190H58ZM63 188V189H62ZM66 188V187H65ZM69 190L72 188H69V187H67ZM96 189H97V187H95ZM95 188H93V189H95ZM164 188V187H163ZM233 189H234V187H232ZM2 189V188H1ZM92 189V190H93ZM99 189V188H98ZM101 190H102V188H100ZM231 189V188H230ZM7 190V189H6ZM9 190V189H8ZM34 192H33V194L36 192L37 193V190L36 189H32ZM36 190V191H35ZM73 190V189H72ZM90 190V189H89ZM91 190V191H92ZM4 191V190H3ZM10 191V190H9ZM26 191V190H25ZM63 191H62V193H63ZM68 191V190H67ZM73 191H75V190H73ZM100 191V190H99ZM99 191H97V192H99ZM17 192H19V191H17ZM28 192V191H27ZM65 192H66V190H65ZM64 192V193H65ZM76 192V191H75ZM94 192V194L95 193H97L95 190L93 191ZM101 192V191H100ZM136 192V191H135ZM2 193V192H1ZM16 193V192H15ZM32 193V192H31ZM59 193H61L60 191L57 193L58 195H59ZM63 193V194H64ZM70 193H71V191H70ZM134 193V192H133ZM9 194H11V193H9ZM14 194V193H13ZM68 194V193H67ZM71 194H73L74 195V193L72 192ZM88 194V193H87ZM135 194V193H134ZM136 194H137V192H136ZM16 195V194H15ZM26 195V194H25ZM89 195H91V193L89 194ZM88 195V196H89ZM21 196V195H20ZM19 196V197H20ZM60 196V195H59ZM69 196V195H68ZM79 196H81L82 197V195H79ZM128 196V195H127ZM6 197H7V194H6ZM109 197V196H108ZM129 197V196H128ZM127 197V198H128ZM136 197V196H135ZM18 198V197H17ZM28 198V197H27ZM58 198V196H56V201H57V203H56V201H55V206H54V208L53 207H49V208H47V209H45L44 211L46 212V210H47V213H46V216H41L40 218H44L46 221H49V218H51L52 220L53 219H55L56 220V224H62L63 226H64V220H63V216L67 213L66 212V210L64 209V202H63V204H62V200H61V198L62 197H60L59 199H57ZM65 198V197H64ZM84 198V197H83ZM107 198V197H106ZM114 198V197H113ZM111 198L110 197V200H105L106 202H105V205H106V207L108 208V209H110L109 211H108V215H107V221L109 222V223H114V222H118V221H122L123 219H129V220H127V222H125L126 224H127V228L125 227V225L123 224H120L119 223V226H124L123 227V229H124V231H125V236H124V238L121 240L122 242H120V243H113V241L111 240L110 241V238H109V230L111 229V228H113L112 226H115V225H117V224H115V225H111L110 227H108L107 228V235H106V232H105V224H104V222H105V220L104 219H101L100 217H98L97 218V216H96V220L95 221H88V219H87V222L88 223H92V225L91 226H89V227H91L90 228V234H91V245H92V247H93V254H94V260L96 261V264H108V259H114L115 260V258L116 257H124V256H126V254H127V249H129V247H131L132 248V245H135V244H138V245H140L141 247L140 248H142L141 250H142V252H140L141 253V256H142V264H149V263H151V260L154 258V252H158V250L159 249H161L162 251H163V255H164V252L166 253V258H165V260H166V263L165 264H175V263H177V262H179L180 260H182V259H184V258H188L189 260H190V262H192L193 264H194V262L195 261H197L198 262V264H220V260H221V254H222V252L221 251H219L220 250V247H219V244L217 243V245L216 244H210V246H209V248L208 249H206V247L204 248V247H200V248H197V249H195V250H191V249H193V247H191L190 249H188V247H190L188 244H186L185 242L183 243V241H182V243L180 244V245H178V241L176 242V235H175V232H176V230H174L172 233L170 232H168V233H166V235H164L163 233V235H164V240H165V242H164V244H162V243H156V241H153L152 239L153 238H151V240H148V241H145L144 243H142L141 241V237L138 235V233H137V231H136V227H135V225H134V219L132 218V217H134L135 215H137L138 216V214L142 211V210H144V207H145V205H144V202H140V201H138L137 203L135 202H130V200H128L127 201V199H126V197L124 196V198L122 197V198H120V199H122L124 202H122L121 204H120V206L119 207H117V208H115V209H113L112 211H111V207H112V205L114 204L113 202L116 200V198ZM131 198V197H130ZM24 199H25V197H24ZM54 199H55V197H54ZM69 199H70V197H69ZM143 199V198H142ZM66 200H67V196H66ZM138 200V199H137ZM26 201H28V200H26ZM67 201H69V200H67ZM132 201V200H131ZM15 202V201H14ZM13 202V200H12V204L14 203ZM21 202V201H20ZM10 203V205H12ZM23 203V202H22ZM21 203H19V205H20ZM4 205V204H3ZM15 205H17V203H14L13 204V206H10L11 208L12 207H14ZM28 205H29V203H28ZM26 207V206H25ZM16 208H18V207H16ZM20 208V207H19ZM18 208V209H19ZM15 209V208H14ZM17 209V210H18ZM21 210H22V208H20ZM19 209V210H20ZM50 209V210H49ZM5 209H3V211H4ZM7 211V210H6ZM8 212V211H7ZM1 213H4V212H2V211H0V214ZM41 214V213H40ZM42 214H43V212H42ZM6 215V214H5ZM14 215V214H13ZM44 215H45V213H44ZM22 216V215H21ZM0 217H3L4 218V216H0ZM9 217V216H8ZM28 217V216H27ZM34 217V216H33ZM36 217V216H35ZM91 218H92V216H91ZM90 217H89V219H91ZM231 219L233 218V217H230ZM1 219V218H0ZM30 219V218H29ZM229 218H227V220H228ZM234 219V218H233ZM236 219V218H235ZM238 219H239V216H238ZM4 220H6V218L4 219ZM25 220V219H24ZM38 219L37 218H35V219H30L29 220V222H30V227H31V229H29V230H26V229H23V231H24V233L22 234L21 232L19 233H14V230L11 228V227H5V228H3V225H2V228H1V231H0V264H25V263H27L28 264V261L31 263V256H33L34 255V251L36 252V248H38V244H40V245H42L41 243H43V242H41L42 241V239L44 238L43 237V235L42 234H39L38 235V233L39 232H41L42 230H35V228H34V226L35 227H38V226H40V222L39 221H37ZM42 220L43 219H41V222H42ZM93 220V219H92ZM125 221V220H124ZM136 221V220H135ZM236 221V220H235ZM235 221H231V222H228V224H230V223H234ZM44 222V221H43ZM37 224H39V225H37ZM1 225V224H0ZM27 225V224H26ZM27 225V226H28ZM42 225V224H41ZM61 225V226H62ZM75 225L76 226H78L79 228H78V230H80V229H82V227H80L79 226V223L78 222H76L75 223ZM188 225V224H187ZM186 225V226H187ZM227 225V224H226ZM18 226H21V224H19ZM23 226H24V223H23ZM28 226V227H29ZM185 226V225H184ZM186 226H185V228H186ZM233 226V228H231ZM232 226H230V229H232V231L230 230L229 231V233L230 232H232V233H230L233 237H231L232 238V240H231V238H230V240H228V242H229V245H230V242H231V244H233V245H235L234 247H235V249H234V251L236 250V255H235V258L237 259V260H239V261H241V262H244V264L246 263V262H248V261H250L249 259H250V256H251V252H250V250H249V248L247 247V245H246V243H245V235H244V231L241 229L242 227H241V225L239 224V223H234V224H232ZM189 227V226H188ZM227 227V226H226ZM17 229V228H16ZM194 229L196 230L197 228L194 226ZM229 229V228H228ZM189 230V229H188ZM191 230V229H190ZM71 231V230H70ZM69 231V232H70ZM194 231V230H193ZM44 232V231H43ZM87 232V230L86 229H84L83 228V231H82V233H86ZM195 232V231H194ZM197 232H198V230H197ZM177 233V232H176ZM45 234H46V232H45ZM162 235V236H163ZM50 236V235H49ZM107 236V237H106ZM166 236H167V238H166ZM203 236V235H202ZM225 236L228 238L230 235L228 234V233H226L225 234ZM46 238V237H45ZM107 238V239H106ZM41 239V240H40ZM44 240V239H43ZM46 240H48V239H46ZM141 240V241H140ZM106 241L108 242V245L106 244ZM215 241V240H214ZM39 242H41V243H39ZM156 243V245H155V243ZM158 242V241H157ZM213 242V241H212ZM226 242H227V240H226ZM44 243H45V240H44ZM140 243H142V244H140ZM196 243V242H195ZM214 243V242H213ZM37 245V246H36ZM137 245V246H138ZM196 245V244H195ZM197 245H198V242H197ZM207 245V244H206ZM209 245V244H208ZM228 243H226V245H225V247H224V252L226 253L227 251H228ZM232 245V246H233ZM8 246H11V248H10V251H11V253L10 252H8V251H5V250H7V247ZM194 246V245H193ZM205 246V245H204ZM36 247V248H35ZM43 247V246H42ZM108 247H109V250H108ZM134 247V246H133ZM195 247V246H194ZM137 248V247H136ZM138 249H139V246H138ZM222 249V248H221ZM140 250V249H139ZM25 252H27V253H25ZM156 252V253H157ZM224 253V254H225ZM228 253H229V251H228ZM29 257V258H28ZM234 257V256H233ZM28 258V259H27ZM158 258V257H157ZM163 259V257L160 259L159 258V260H162ZM184 260H186V259H184ZM222 260H223V258H222ZM91 262H92V260H91ZM113 262V264H114V261H112ZM181 262V261H180ZM186 262V261H185ZM251 262V261H250ZM29 263V264H30ZM196 263V262H195ZM222 263V262H221ZM237 263V262H236ZM112 264V263H111ZM160 264H162V263H160ZM184 264V263H183ZM185 264H189V263H185Z\"/></svg>", "mask_w": 264, "mask_h": 264}, {"label": "built area", "instance_id": "2783aa9c", "mask_svg": "<svg viewBox=\"0 0 264 264\" xmlns=\"http://www.w3.org/2000/svg\"><path fill=\"white\" fill-rule=\"evenodd\" d=\"M123 101H124V99H120V101H119L120 102V105H122L121 102H123ZM123 109L125 111H120V112L118 111L117 112V117H118L119 121L125 123L126 120H127V118H128V115H129V111L130 110L128 111V109L126 108L125 105H124V108ZM26 169H27V166H26ZM112 227L113 228H111L109 230V238H110V241L112 240L113 243H116V244L122 242L121 240L125 236V231L123 229L124 226H119V224H117V225L112 226ZM157 257L160 258V259L163 257V251L161 249L158 250ZM236 262H237V260L232 255H225L223 257V260H222V263L221 264H236Z\"/></svg>", "mask_w": 264, "mask_h": 264}]
</instances>
